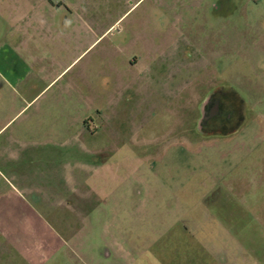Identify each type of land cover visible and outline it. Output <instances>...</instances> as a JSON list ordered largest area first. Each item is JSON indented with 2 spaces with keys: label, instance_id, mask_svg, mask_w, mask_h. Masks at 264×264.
<instances>
[{
  "label": "rangeland",
  "instance_id": "obj_1",
  "mask_svg": "<svg viewBox=\"0 0 264 264\" xmlns=\"http://www.w3.org/2000/svg\"><path fill=\"white\" fill-rule=\"evenodd\" d=\"M123 1L100 0L99 17L119 18ZM19 14H0V48L28 35L13 24ZM140 30L162 32L161 72L156 54L141 62L147 43L128 53ZM114 33L46 89L39 72L19 88L38 95L20 121L54 132L41 136L29 182L42 190L30 203L36 229L58 235L50 258L264 264V0H141ZM226 174L243 205L205 198Z\"/></svg>",
  "mask_w": 264,
  "mask_h": 264
},
{
  "label": "crops",
  "instance_id": "obj_2",
  "mask_svg": "<svg viewBox=\"0 0 264 264\" xmlns=\"http://www.w3.org/2000/svg\"><path fill=\"white\" fill-rule=\"evenodd\" d=\"M86 1L0 0V14L19 11L18 17H12L13 24L29 31L19 42L20 45L10 41L0 48V264L63 263L62 259L50 258L54 253L58 254L61 247L58 235L41 234L36 229V218L35 215L31 216L33 209L30 204L31 201H40L37 193L42 191L37 189L35 180V186H29V182L36 179L31 160L37 155V147L47 143V139L41 140V136L51 138L54 132L44 126L37 127L35 119L31 117L20 121L19 114L38 95L28 99L26 91L23 94L19 88L30 74L39 72L45 74L44 79L48 80L46 89L65 71L77 66L85 52L97 41L114 36L119 20L141 0H124L126 11L119 18H113L109 13L100 18V0ZM29 7H32L33 13L26 18L30 15ZM32 28L35 35L31 33ZM159 34L162 32L156 33L157 39L149 38L147 32L140 30L133 36L128 53L135 50L137 43H147L148 47L145 46L141 55V62L147 63L149 56L163 51L162 40L157 43ZM149 41L151 44L148 45ZM132 58L127 59V66L134 69L137 64L132 63ZM86 117L88 115L81 116L82 122ZM236 147L228 148L222 154H238L242 149ZM225 176L222 175L225 178L215 187L220 186L219 190L205 194V198H218V202L220 197L227 204L237 201L243 205L246 197L240 200L235 194L240 181L235 179L228 182L227 174ZM60 199L68 200L67 197ZM222 208L226 207L223 205ZM223 212L230 217L229 210L223 209ZM183 226L188 229L186 225ZM36 235L39 237L36 238ZM61 241L66 243L65 239Z\"/></svg>",
  "mask_w": 264,
  "mask_h": 264
},
{
  "label": "flooded vegetation",
  "instance_id": "obj_3",
  "mask_svg": "<svg viewBox=\"0 0 264 264\" xmlns=\"http://www.w3.org/2000/svg\"><path fill=\"white\" fill-rule=\"evenodd\" d=\"M157 59L155 61H152L151 64H150V67L151 68H154L157 70V72H161L164 68V60L162 59V52L159 51L157 54ZM161 68V69H160ZM160 70V71H159ZM90 119V116L86 117L84 120H83V125L85 126L87 124V121ZM89 130V129H88ZM96 132V131H95Z\"/></svg>",
  "mask_w": 264,
  "mask_h": 264
}]
</instances>
